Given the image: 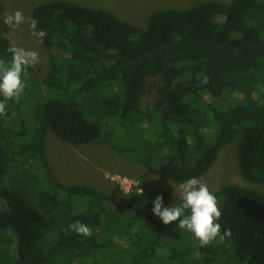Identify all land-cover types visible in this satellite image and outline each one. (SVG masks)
Here are the masks:
<instances>
[{
    "label": "trees",
    "instance_id": "trees-1",
    "mask_svg": "<svg viewBox=\"0 0 264 264\" xmlns=\"http://www.w3.org/2000/svg\"><path fill=\"white\" fill-rule=\"evenodd\" d=\"M31 16L49 57L43 78L0 22V264H264V192L225 184L222 202L196 220L190 201L143 184L125 203L66 184L44 150L48 132L70 145L104 141L187 182L238 133L239 174L264 185V0L167 7L145 27L67 0L38 4ZM14 74L36 100L31 128L10 123L12 103L20 112L5 93ZM152 74L160 84L143 110ZM7 136L20 142L17 154Z\"/></svg>",
    "mask_w": 264,
    "mask_h": 264
},
{
    "label": "rangeland",
    "instance_id": "rangeland-1",
    "mask_svg": "<svg viewBox=\"0 0 264 264\" xmlns=\"http://www.w3.org/2000/svg\"><path fill=\"white\" fill-rule=\"evenodd\" d=\"M52 0H0V22L6 24L5 36L15 48L31 63L38 77L43 78L49 67V57L41 44V40L34 28L31 10L38 4ZM87 7L102 8L116 14L139 27H145L152 13L167 7L184 8L195 5L204 0H67ZM229 2L230 0H217ZM146 24V25H145ZM14 86L6 85L5 93L14 94L17 98L20 112L16 111V104L12 103L10 122L15 129L25 122L29 128L33 125L34 113L32 106L35 102L27 96L22 86L16 84V74L13 75ZM160 84V77L152 74L146 80L143 90L139 94L138 104L147 110L157 96L156 86ZM12 90V91H11ZM10 94V95H11ZM9 95V97H11ZM234 97L241 94L235 92ZM35 99H39L37 96ZM12 100V101H13ZM24 120V121H23ZM14 130V129H13ZM239 134L224 144L208 172L197 179L187 182H175L160 177L154 169L144 167L119 153L104 141L87 144L70 145L51 132L45 137L44 150L48 164L56 177L66 183H84L97 192L107 195L119 203H125L128 195L139 192L141 184L152 190L166 191L192 203L196 220H203L209 208L217 207L222 197L216 191L225 184L257 189L264 192L263 184L247 181L239 174L237 167V143ZM11 150L17 154L18 140L7 136ZM25 159L27 158L24 155ZM9 158L10 155L8 154ZM29 159V157H28ZM30 160V159H29ZM15 169V167L12 166ZM22 169V167H20ZM28 172V164L23 165ZM17 174H22L15 169ZM24 175V174H22ZM26 175V172H25ZM218 194V195H217ZM205 208L206 210H201ZM6 209L4 199H0V211ZM201 211L203 213H201ZM210 229H214V221L208 218ZM214 233V231H213ZM215 234V233H214Z\"/></svg>",
    "mask_w": 264,
    "mask_h": 264
}]
</instances>
